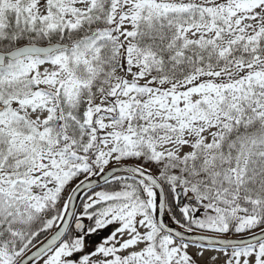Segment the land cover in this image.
I'll use <instances>...</instances> for the list:
<instances>
[{
    "label": "snow or ice",
    "instance_id": "6c2138e0",
    "mask_svg": "<svg viewBox=\"0 0 264 264\" xmlns=\"http://www.w3.org/2000/svg\"><path fill=\"white\" fill-rule=\"evenodd\" d=\"M0 264H264V0H0Z\"/></svg>",
    "mask_w": 264,
    "mask_h": 264
}]
</instances>
